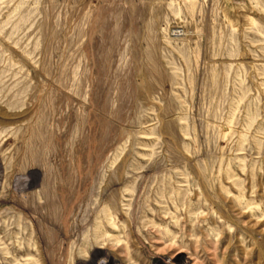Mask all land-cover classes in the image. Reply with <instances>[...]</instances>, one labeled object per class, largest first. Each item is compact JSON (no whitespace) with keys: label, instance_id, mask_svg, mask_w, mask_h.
<instances>
[{"label":"rangeland","instance_id":"rangeland-1","mask_svg":"<svg viewBox=\"0 0 264 264\" xmlns=\"http://www.w3.org/2000/svg\"><path fill=\"white\" fill-rule=\"evenodd\" d=\"M0 250L264 264V0H0Z\"/></svg>","mask_w":264,"mask_h":264},{"label":"bare ground","instance_id":"bare-ground-1","mask_svg":"<svg viewBox=\"0 0 264 264\" xmlns=\"http://www.w3.org/2000/svg\"><path fill=\"white\" fill-rule=\"evenodd\" d=\"M113 228H114V229H111V228H109V229H110L111 231H114V230L117 229V226L114 225ZM116 233H117V232H116ZM108 238H109L110 240H113V241L115 240V241H116V240H118L119 236L116 235V234H115V236H113V235H109ZM93 244H94V243H93ZM103 246H104V245H103ZM108 247H109V246H108ZM95 248H96V251H102V250L104 249V247H102V246L99 247V245L95 246L94 249H95ZM105 248L107 249V246H106ZM120 248H121V247H120ZM0 251H4V250H0ZM4 252H5V251H4ZM8 253H9V252H8ZM79 256H80V255H79ZM10 257H11V256H10ZM106 257H107V256H106ZM108 261H109V259H108V260H107V259H104L102 262H103V263H106V262H108ZM85 262H86V261H85ZM122 262H123V261H122ZM103 263H102V264H103ZM133 263H134V262H133ZM26 264H27V263H26Z\"/></svg>","mask_w":264,"mask_h":264}]
</instances>
